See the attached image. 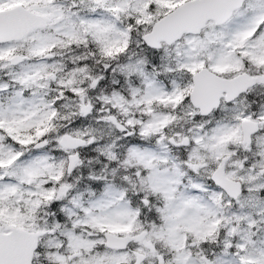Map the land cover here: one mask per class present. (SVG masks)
I'll list each match as a JSON object with an SVG mask.
<instances>
[{"label":"snow or ice","instance_id":"6c2138e0","mask_svg":"<svg viewBox=\"0 0 264 264\" xmlns=\"http://www.w3.org/2000/svg\"><path fill=\"white\" fill-rule=\"evenodd\" d=\"M0 264H264V0H0Z\"/></svg>","mask_w":264,"mask_h":264}]
</instances>
